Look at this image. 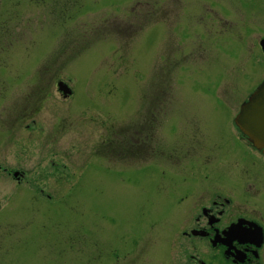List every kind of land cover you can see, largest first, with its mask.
I'll use <instances>...</instances> for the list:
<instances>
[{
	"label": "rangeland",
	"instance_id": "rangeland-1",
	"mask_svg": "<svg viewBox=\"0 0 264 264\" xmlns=\"http://www.w3.org/2000/svg\"><path fill=\"white\" fill-rule=\"evenodd\" d=\"M261 39L264 0H0V264H187L181 228L238 180L264 224L232 124ZM111 129L150 156L102 157Z\"/></svg>",
	"mask_w": 264,
	"mask_h": 264
},
{
	"label": "flooded vegetation",
	"instance_id": "flooded-vegetation-1",
	"mask_svg": "<svg viewBox=\"0 0 264 264\" xmlns=\"http://www.w3.org/2000/svg\"><path fill=\"white\" fill-rule=\"evenodd\" d=\"M233 128L240 137L237 138L239 143L249 146L264 159ZM221 181L219 177V185ZM233 183L234 185H223L224 189L219 195L208 196L206 202L198 206L191 220L181 228V237L188 241L187 248L191 249L188 251L198 255L188 252L187 264H263V219L249 210L254 204L246 200L248 192L244 181L242 180V184L239 180ZM224 186H230L233 194H228V189ZM263 198L262 194V201Z\"/></svg>",
	"mask_w": 264,
	"mask_h": 264
},
{
	"label": "water",
	"instance_id": "water-1",
	"mask_svg": "<svg viewBox=\"0 0 264 264\" xmlns=\"http://www.w3.org/2000/svg\"><path fill=\"white\" fill-rule=\"evenodd\" d=\"M259 46L264 54V39L259 42ZM56 86L63 97L71 94L64 83L58 82ZM233 122L246 140L264 155V80L240 105Z\"/></svg>",
	"mask_w": 264,
	"mask_h": 264
},
{
	"label": "trees",
	"instance_id": "trees-1",
	"mask_svg": "<svg viewBox=\"0 0 264 264\" xmlns=\"http://www.w3.org/2000/svg\"><path fill=\"white\" fill-rule=\"evenodd\" d=\"M148 129H150V128H148ZM126 131L127 130L125 129L123 131H120V133H119L118 131L111 129L110 133H111L112 138H109V140L105 139L103 142L104 146L102 148H97L98 151H100L99 149H102L100 152L102 154V157H104V158L110 157V156H107V154L119 153V152H122L123 150L125 151L126 148L130 149L131 155L136 156V158L137 157L139 158L140 156L145 155V159H147L146 156L147 157L150 156L149 151L152 148L151 147V146H153L152 142L154 141V138H153L154 136L153 135L150 136V131L148 130V132H146V136H145L143 142L138 143L137 148H135V149H132L130 147V144H131L130 141L132 138H131L130 134L129 135L126 134ZM118 135L121 137L120 140L118 138H116ZM123 136H125V137H123ZM100 142H102V141H100ZM138 147H140V148H138ZM148 148H150V149H148ZM141 150H142V152H140Z\"/></svg>",
	"mask_w": 264,
	"mask_h": 264
}]
</instances>
